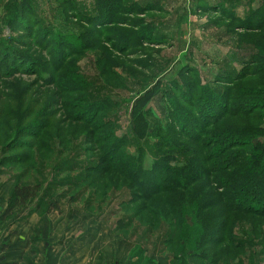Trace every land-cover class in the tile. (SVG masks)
<instances>
[{
  "label": "rangeland",
  "instance_id": "rangeland-1",
  "mask_svg": "<svg viewBox=\"0 0 264 264\" xmlns=\"http://www.w3.org/2000/svg\"><path fill=\"white\" fill-rule=\"evenodd\" d=\"M131 3L133 12L124 10L116 17L118 21L103 26L101 30L95 27L94 22L91 23V18L97 15L94 0H0V101L16 108L15 95L24 96V101L37 110L35 122L39 119L42 120L40 124L47 125L46 122H49L47 130L50 129L48 132L53 135H58L62 128H68L70 132L77 130L76 138L79 141L82 134L90 136V124L85 123V116L93 120L91 126L107 124L104 129L95 131V138L79 143L73 157L79 162L99 164L97 162L102 159L99 150L107 146V141L101 145L99 139L106 140L110 133L120 138L126 136L127 145L133 136L138 137L134 146L141 147L144 169H150L153 163L164 160L166 154H172V147H167L170 140L177 139L192 149L195 147L199 157L204 156L201 151L203 147L212 150L222 146L220 135L201 137L200 131L219 133L228 129L235 133L250 130L247 125H253L256 128L255 133L250 135L251 139L254 146H261L264 142V135H260L264 128V110L261 108L264 107L251 104L259 98L250 97L257 90L264 91V74L259 71L260 65H252L254 59L264 56V0L121 1L124 8ZM213 4L216 8L210 7ZM143 6L148 8L138 13ZM259 6L262 13L254 17V9ZM238 19H245L246 22ZM60 35L63 39L70 37L69 41L74 44L73 49L64 48V53L62 51L63 54L56 57L55 49H60L56 46ZM6 44H9L8 48H5ZM5 64L11 68L14 66L13 70L4 67ZM55 68L58 71L55 78L58 85L46 82L51 80L49 76ZM244 69L242 80L234 81L232 78H236ZM81 81L84 85L90 84V89L83 90L79 83ZM199 86L219 93L227 91L233 96L234 104L240 99L248 100L252 108L246 111L248 105H245L241 108V115L225 117L216 127L208 130L203 124V116L217 114L215 112L220 102L213 95L209 104L215 106L206 108L202 113L206 99H199ZM241 92L246 93L242 95ZM103 106L108 110L98 112L95 109ZM45 114L48 121L43 119ZM76 116L77 121L74 119ZM252 118L263 120V123L255 124ZM248 120L251 123L246 124ZM238 133L233 137L237 138ZM182 135H193L201 139L202 145H193ZM227 137L230 138L229 135ZM28 138L23 136L20 140L35 141ZM41 139L49 142L46 135ZM237 145L238 142L234 146ZM86 149L89 151L86 152ZM233 149L247 158L249 151H252L246 144ZM129 150L126 153L136 157L134 148ZM66 158L63 155L54 164L58 166ZM229 166L220 175L233 174L235 167ZM212 169V172L219 173L216 168ZM56 172L47 173L38 198L26 207L40 205L42 211L48 207L57 211L62 203L74 210L89 213L84 209L83 201L69 200L74 189L70 191L64 179H72L74 174ZM84 174L81 173V176ZM107 174L104 181L109 190L115 191L111 181L116 180V174L112 171ZM8 177L0 174V184ZM57 181H63V185L53 187L50 183ZM210 186L217 190L216 195L221 194L222 187H218L217 182L210 180ZM123 199L118 193L99 214L103 225L109 230L120 217L119 214L113 217L111 210L118 212ZM234 199L239 198H231ZM52 200H57L55 205L58 208L52 206ZM262 205L256 206L263 208ZM234 206L238 204L234 203ZM215 210L222 209L218 207ZM99 215L95 214L96 217ZM262 216L252 212L240 214L234 210L229 214L227 221L231 224L230 231L236 235L239 232L240 235L238 243L240 240L248 242L254 223L264 225ZM214 220L215 223L222 222L218 216ZM188 222L192 224L190 218ZM112 234L117 236L116 233ZM117 237L129 242L120 235ZM146 242L145 247L150 250L146 258L169 264L165 254L153 256L154 245H147ZM255 242L259 243L258 240ZM254 250L256 252L247 251L244 256L231 251L234 255H241L239 259H229L226 250H221L220 260L223 259L222 264H264L262 248L256 247ZM209 256L212 258L213 255Z\"/></svg>",
  "mask_w": 264,
  "mask_h": 264
},
{
  "label": "trees",
  "instance_id": "trees-1",
  "mask_svg": "<svg viewBox=\"0 0 264 264\" xmlns=\"http://www.w3.org/2000/svg\"><path fill=\"white\" fill-rule=\"evenodd\" d=\"M121 1L94 0V9L97 15L95 18H91V23L94 22L96 28L103 30V26H110L118 21L116 17L124 10H128L129 13L133 12V3L124 8ZM210 7L216 8V5L213 4ZM141 8L138 12L140 14L148 7ZM261 9V6L254 9V17L257 14L261 15ZM245 19L238 20L244 23ZM59 37L56 46H59L60 49H55L56 57L61 56L66 48L73 49L72 44H74L73 41H69L70 37H65L66 39H63L61 35ZM9 44H6L5 48H8ZM53 63L55 65V61ZM257 64L260 65V73L264 74V56L253 60L252 65ZM4 67H9L10 70L14 68V66L11 68L6 64ZM245 69L232 79L241 81ZM57 73V68H55L54 73L49 76L52 81L46 82L52 85L57 84V80H55ZM79 83L85 91L91 87L90 84L84 85L83 81ZM198 89H201L199 99H206L204 108L201 109L202 113H205L206 108L215 106L209 104V99L213 95L220 102L219 105L217 104L215 112L217 114L203 116V124L208 130L210 127H216V124L225 117L241 115L240 111L243 106L248 105L246 111H250L252 108L248 100L240 99L237 104H234L233 96L227 91L219 93L216 90H211L215 91L213 93L210 88L205 86H199ZM241 93L243 95L246 92ZM263 93L262 89L257 90L250 98L259 99L251 104L258 105L259 108L260 106L264 107V100H262L264 96H261ZM15 96L16 108L0 101V174L9 176L8 181L12 183L7 200L8 210L2 215L0 222L4 221L15 208L21 209L34 202L43 189L47 173L56 172V168H58L57 174H74L72 179H64L68 183L70 191L74 189L69 200L83 201L84 209L100 222L102 221L99 214L104 212L116 195L120 193L124 197L120 202L119 211L111 210L113 217L120 215L111 232L134 244L132 257L137 258L140 264L153 262L150 258H146V254L150 251L145 247L146 241L147 245H154L153 256L163 253L169 264H222L221 250H226L229 259H239L238 257L244 256L247 251L256 252L254 250L256 247L262 248L261 253L264 254L263 224L254 223L251 229L252 236L248 237V242L240 240L238 243L239 232L236 235L230 231L231 224L227 221L233 210L240 214L252 212L264 217V142L261 143V146H254L250 135L255 133V126L247 125L250 130L236 131L235 133L228 129L219 133L200 131L201 137L220 135L222 145L220 148L212 150L201 148V151L204 152L203 157H199V151L195 147L192 149L177 139L170 140V145L167 147H172V154H166L164 160L153 163L150 169L143 167L144 156L141 147L134 146L137 143V136H133L130 144L127 145L126 136L120 138L115 137V133H110L106 140L99 139L101 145L107 141V146L100 148L102 159L100 158L97 162L99 164H95L91 161L79 162L73 157L80 142L90 140L95 136V131L104 129L107 124L91 126L93 120L86 119L85 116V123L90 124V136L82 134L79 141L76 138L77 130L70 132L68 128H62L58 135H53L48 132L50 129L47 130L49 122H46L47 125L40 124L41 119L35 122L37 110L32 109L24 101V96ZM95 109H98V112H104L108 110V107H96ZM261 109L264 110V108ZM47 116L43 115V119H47L45 121H48ZM77 116L74 118L76 121ZM138 118H141V114ZM252 120L255 124L263 123V120L260 119L252 118ZM245 122L246 124L251 123L250 120ZM156 126L160 125L156 124ZM237 133V138H234L233 134ZM45 135L49 142L41 139ZM193 135L182 136L193 145L196 143L202 145L201 139H196ZM260 135H264V128ZM23 136L31 137L35 141L20 140ZM236 142L239 145L234 146ZM241 142L252 150L249 151L248 158L239 152H234V147L244 145ZM131 148H134L136 157L126 153ZM230 149H233L232 152L229 151ZM87 151L89 150L86 149ZM63 155L67 158L58 166L54 164V162L60 161ZM173 163L176 164L173 165ZM228 165L230 168L235 167L234 173L220 175L226 172L224 169ZM53 166L55 167L51 169ZM213 167L219 173L212 172ZM110 171L114 172L117 177L115 181H111L115 185V191L109 190L106 181H104L105 175H108L107 173ZM81 173H85L84 176H81ZM210 180L217 182L218 187H222L221 194L216 195L217 190L210 186ZM50 183L53 187H58L59 184L63 185V181ZM114 193L117 194L114 195ZM236 196L239 199L231 200ZM220 200L223 202L220 203ZM55 202H52V206L58 208ZM234 203L235 205L237 203L238 206L235 207ZM243 203L246 205L243 206ZM261 204H263V208L256 206ZM218 207H221L222 210L216 211L215 209ZM41 209L40 205L34 207V210ZM48 209L51 210L50 207ZM95 214L99 216L96 217ZM216 216L220 217L222 222L215 223ZM188 218L191 219L192 224L188 222ZM255 240H258L259 243L255 244ZM224 245L225 248L222 249ZM231 251L239 252L241 255H234ZM209 255H213L212 258ZM31 262L29 261L28 264H32ZM0 264L22 263H8L0 259Z\"/></svg>",
  "mask_w": 264,
  "mask_h": 264
},
{
  "label": "crops",
  "instance_id": "crops-1",
  "mask_svg": "<svg viewBox=\"0 0 264 264\" xmlns=\"http://www.w3.org/2000/svg\"><path fill=\"white\" fill-rule=\"evenodd\" d=\"M3 179V178H2ZM0 218L12 183L2 180ZM60 210L15 208L0 222V259L28 264H140L133 243L120 240L89 213L62 203ZM149 264H164L154 259Z\"/></svg>",
  "mask_w": 264,
  "mask_h": 264
}]
</instances>
